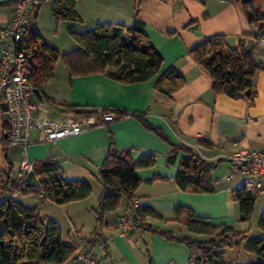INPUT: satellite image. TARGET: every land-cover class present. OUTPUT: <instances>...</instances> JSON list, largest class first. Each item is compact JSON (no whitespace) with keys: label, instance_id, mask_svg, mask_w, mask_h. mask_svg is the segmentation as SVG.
I'll use <instances>...</instances> for the list:
<instances>
[{"label":"crops","instance_id":"1","mask_svg":"<svg viewBox=\"0 0 264 264\" xmlns=\"http://www.w3.org/2000/svg\"><path fill=\"white\" fill-rule=\"evenodd\" d=\"M3 1L7 0H0ZM137 1L77 0L75 10L81 21L73 23L74 30L84 32L97 23L128 26L133 21ZM255 1L264 13V0ZM12 11L13 5L0 4V25L10 20ZM50 12L51 19H46L50 20L49 26L47 21H39L38 14L36 19L31 17L32 22H35V30L60 53L76 48L77 43L72 42L73 38L67 30L69 21H60L58 30L66 31L72 41L69 38L59 40L56 33L51 32L54 18L51 9ZM140 17L144 21L145 34L163 58L159 72L175 66L184 79L180 89L171 97L157 91L154 85L158 74L144 81L130 83L118 81L103 72L69 77L63 59L59 58L53 76L38 89L40 95L36 94L41 104L39 112L55 120L74 115L67 106L97 110L116 107L131 113H144L147 121L160 127L171 142L193 148L203 159L216 162V167L225 164L223 179L211 173V177L216 180V190L195 192L180 189L175 175L182 153L177 155L175 163L169 164V143L147 130L132 115L115 118L105 124H97L100 118L89 115L93 125L76 135L57 140H45L37 130L32 129L27 144L10 143L5 152L7 127L4 126V109L0 105V173L7 171L9 164L14 172H18L23 159L51 158L61 165L66 177L89 182L93 192L92 183H100L97 174L108 154L112 135L118 149L131 150L133 160L149 154L156 156L153 166L137 170L142 183L135 191L140 205L148 204L167 218L148 217L147 222L153 227L171 231L178 238H200V234L188 231L184 223L173 220L174 207L181 204L189 207L195 216L218 227L231 225L236 230H248L247 223L240 221L239 203L233 196V191L241 185L233 180L234 175L228 178L229 156L241 148L264 150V69L257 74V95L253 102H247L224 93L215 95L209 74L187 53L204 39L216 34L225 35L228 44L234 46L243 34H259L262 24L249 22L234 0H142ZM49 34L54 35L53 39H49ZM248 46H254L255 57L264 65V43L251 38ZM200 137L211 146L200 145ZM249 190L255 195L256 203L261 199L264 207V196H260V192H264L255 187ZM101 191L100 183L99 195ZM91 195L64 203L79 208L75 216H69L68 243L76 247L74 256L68 260L71 264L81 261V255L89 250V244L86 243L88 237L86 242L80 240V245L77 243L79 237L76 236L83 229L84 213L88 217L90 208L95 206L90 201ZM8 196V192L0 193V200ZM13 197L26 206L38 207L39 211L37 201L48 207L59 205L50 199H42L41 194L16 193ZM128 205V198L122 196L118 209L105 215L100 232L107 249L104 251V245L99 244L100 253L91 251L90 254L96 259L103 258L102 264H190V251L183 242L148 230L139 232L133 229L126 234L118 233L116 220ZM49 219L58 223L55 217Z\"/></svg>","mask_w":264,"mask_h":264},{"label":"trees","instance_id":"2","mask_svg":"<svg viewBox=\"0 0 264 264\" xmlns=\"http://www.w3.org/2000/svg\"><path fill=\"white\" fill-rule=\"evenodd\" d=\"M43 1L39 0L34 7L33 19H36ZM76 1L51 0L49 3L55 27L62 20L70 22L67 30L77 43L76 48L60 53L56 47L47 43L35 28L31 29L29 38L25 41L27 48L33 53L30 80L37 89L40 90L53 76L55 64L60 57L67 67L69 77L103 72L118 81L130 83L144 81L158 74L155 89L168 97L184 85L183 76L175 66L159 72L163 58L144 32V21L140 17L142 0H138L135 5L130 25L97 23L84 32H76L73 27L74 22L81 21L75 10ZM234 1L240 5L249 22L263 24L259 30L264 29V13L255 0ZM16 2L7 0L0 4L13 5L14 8ZM33 23L35 25L34 21ZM258 35L243 34L237 44L231 46L225 35L216 34L188 50V56L209 74L215 95L224 93L233 98L253 102L257 95V74L264 69V65L255 57V48L249 47L248 41L251 38L258 41ZM67 109L74 115H95L100 118L97 124L106 123L102 120V115L106 111H112L114 119L127 115L136 117L147 130L169 143L171 147L167 155L169 164L175 163L177 155L182 153L175 175V181L180 189L195 192L216 190V180L211 177L216 162L203 159L191 147L171 142L160 127L147 121L144 113H131L116 107L97 110L67 106ZM4 126L7 127V122H4ZM198 141L200 145L211 146L201 137ZM8 144L10 142L6 137L5 152ZM155 162V154L133 160L131 150L118 149L111 135L108 154L97 174L102 191L96 205L90 208L95 215L93 233L96 236L88 239L91 244L94 245L98 240L97 243L103 244L106 251L107 247L100 232L105 223V215L118 209L122 196H126L129 204L131 203L135 191L142 183L137 170L151 167ZM4 192H8L9 196L0 200V264H64L74 256L76 247L63 241L61 228L56 221L43 218L38 207L26 206L13 196L16 193L41 194L42 199L64 204L87 198L92 193L89 182L66 177L57 161L44 158L34 160L33 171L26 177H22L20 171L14 172L12 165L9 164V169L0 173V193ZM233 196L239 203L240 221L248 223L256 204L255 195L243 184L233 191ZM135 214L134 230L157 232L168 239L185 243L190 251V264H227L222 258V247L241 242L244 250L253 255L247 264H264V211L257 223L261 234L248 235V230H236L231 225L218 227L204 218L195 216L189 207L175 205L173 220L184 223L187 230L192 233L204 235L206 237L204 239L190 236L178 238L171 231L153 227L147 222L148 217L167 218L148 204L139 205ZM228 232H232L231 238L239 236V240L231 243L230 237L226 235ZM91 249L90 246L86 254H90ZM145 252L147 253V250ZM102 261L103 258L97 259L98 264H102Z\"/></svg>","mask_w":264,"mask_h":264},{"label":"built area","instance_id":"3","mask_svg":"<svg viewBox=\"0 0 264 264\" xmlns=\"http://www.w3.org/2000/svg\"><path fill=\"white\" fill-rule=\"evenodd\" d=\"M38 3L39 0L17 1L10 20L0 25V105L6 104V133L11 144H27L32 129L37 130L45 140H57L76 135L93 125L89 115H71L55 120L39 112L41 104L36 98V87L30 80L33 53L25 42L34 28L31 17ZM258 41L264 43V29L259 32ZM113 119L112 111L102 115L105 122ZM229 162L228 178L239 174L243 177L244 185L251 184L264 192V150L238 149L229 156ZM33 167L34 160L23 159L19 170L22 177L28 176ZM139 205V200L134 196L116 220L118 233L126 234L135 228V210ZM81 258L75 264H98L91 254H83Z\"/></svg>","mask_w":264,"mask_h":264},{"label":"rangeland","instance_id":"4","mask_svg":"<svg viewBox=\"0 0 264 264\" xmlns=\"http://www.w3.org/2000/svg\"><path fill=\"white\" fill-rule=\"evenodd\" d=\"M49 3H50L49 0H44L42 2V4L40 5V8H39L40 14L38 12L40 22L41 21H47L46 20L47 18L51 19V17H50L51 12H50ZM38 16H37V18H38ZM49 21L50 20L47 21L48 26H49ZM58 25L55 27L53 24L52 25L53 30L51 31V32L56 33L55 35L57 36V39L61 40L63 38H69L72 41V39H71L72 37L70 38L71 35L68 36L69 34L66 31L63 32V31L58 30V28H59ZM52 36H54V35L49 34V36H48L49 39H53ZM72 42L74 43L75 41L73 40ZM60 59H61V57H60ZM224 167H225V164H222V166H219V167L212 169V171H211L212 175L214 177L219 178V179H223L222 176L225 175V171L223 170ZM233 180L241 186L244 184L243 177L239 174H235L233 177ZM92 185H94V187H93V192L91 195L92 197H91L90 201L92 202V204L96 205L95 201L99 197L100 183L93 182ZM246 187L248 189H253V185H251V184L246 185ZM260 196L262 197V196H264V194L262 192H260ZM36 203L39 205L40 212H41V215L43 218L49 219L50 217H55L57 219L58 223L60 224L59 226L61 228V233H62L61 236H63L62 237L63 241L66 243L70 242L69 236H68V228H69V223H70L69 216H75L76 213L79 212L78 211L79 208L77 207V205L59 204V205H52L51 207H48L41 201H37ZM262 203H263V201L261 199L257 201L256 207L251 214L249 222L247 223V227H249L248 233H247L248 235L261 234L260 230L258 229L257 223H258L259 217H260V215L264 209V207H262ZM89 207H91V206H89ZM87 216L88 217H86V214L84 213V215H83V218H84L83 219V221H84L83 225L84 226L82 227L83 229L79 230L77 232V234H79V233L80 234L76 236V237H79L77 243L80 245H81V241H82V243L86 242L85 239L87 237H88V239H89V237L90 238L96 237L93 233L94 228H95L94 227L95 215H94L93 211L90 210V212L88 213ZM75 235H76V233H75ZM226 235L230 237L231 243L234 240H239V236L231 238L232 232H228ZM195 238L204 239L206 237L204 235H200V238H198V237H195ZM88 239H87L86 243L89 244V246H88L89 249L91 246L92 247L91 251H93L95 253H100L99 249H98L99 243H97L98 240L93 245L88 241ZM222 250H223V253H222L223 261H224V263H227V264H247L248 261L253 257L252 254H250L244 250L243 242H241V244H235L234 243L233 245L222 247ZM47 264H53V263H47ZM64 264H71V263H70V261H68Z\"/></svg>","mask_w":264,"mask_h":264},{"label":"water","instance_id":"5","mask_svg":"<svg viewBox=\"0 0 264 264\" xmlns=\"http://www.w3.org/2000/svg\"><path fill=\"white\" fill-rule=\"evenodd\" d=\"M15 1H19V0H15ZM260 26H263V24L260 25ZM252 41H253V40H252ZM35 93H36L38 96L40 95V92H39V90H38L37 88H35ZM1 106H2L3 109H4L3 120H4V122H7V120H8V115H7V112L5 111V110H6V104H5V103H2ZM135 217H136V214H135Z\"/></svg>","mask_w":264,"mask_h":264}]
</instances>
